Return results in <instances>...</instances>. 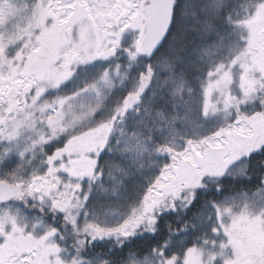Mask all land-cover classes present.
Returning <instances> with one entry per match:
<instances>
[{"label":"snow or ice","instance_id":"6c2138e0","mask_svg":"<svg viewBox=\"0 0 264 264\" xmlns=\"http://www.w3.org/2000/svg\"><path fill=\"white\" fill-rule=\"evenodd\" d=\"M0 264H264V0H0Z\"/></svg>","mask_w":264,"mask_h":264}]
</instances>
